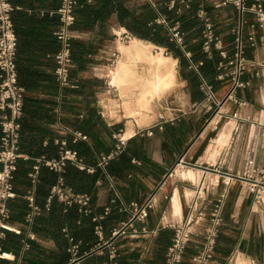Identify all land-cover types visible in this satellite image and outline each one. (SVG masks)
<instances>
[{
  "label": "crops",
  "instance_id": "crops-1",
  "mask_svg": "<svg viewBox=\"0 0 264 264\" xmlns=\"http://www.w3.org/2000/svg\"><path fill=\"white\" fill-rule=\"evenodd\" d=\"M9 1L16 34L17 81L23 89L19 146L28 157L18 162L13 178L17 197L9 204L11 220L22 229L21 240L27 241L29 248L21 247L18 253L10 248L15 259L2 264H110L104 242L121 221L129 218L131 213L125 206L131 201L140 205L152 194L154 203L146 218L136 221L134 230L115 239V261L164 264L173 234L164 223H177L186 215L188 205L194 201L193 192L205 188L216 177L221 179V173L238 176L248 161L264 167V76H256L253 69L246 71L241 79L249 85L236 91L242 104L225 102L213 118L200 89L201 79H206L221 99L229 81L216 79L219 56L216 51L211 56L202 52L200 25L193 24L188 9L204 7L215 33L230 50V30L237 19L234 7L220 5L221 0H175V10L163 25L167 29L178 27L184 46L180 49L182 55L170 50V55L163 56L168 59L165 65L148 59L149 48L156 45L151 41L140 39L150 44L146 55L140 57L131 41L120 43L116 35L126 28L114 16L103 21L80 17L72 29L70 85L63 86L55 74V54L60 49L55 36L60 0ZM132 1L154 5L157 0ZM261 2L264 6V0ZM159 18L163 17L156 13L149 24L158 23ZM255 41L254 47L246 44L245 54L257 61L264 45V28L256 30ZM112 51L119 55L109 75L111 86H107L104 65ZM162 81L166 82L163 88L158 85ZM62 127L80 132L86 139L76 138ZM150 127L153 133L147 136L144 132ZM117 132L125 139L122 151L106 165H97L114 150L116 141L112 135ZM58 139H64L86 166L94 168L87 172L71 165L78 176L85 177L80 190L90 196V217L100 216L105 207L110 208L98 222L103 227V241L98 240L93 227V234L81 241L76 254L68 251L72 242L62 231L65 228L71 236L66 224L60 226L57 244L39 217L29 225L23 223L27 206L22 196L32 190L37 205L43 206L49 189L48 175L54 176L52 183L57 177V173L41 166L40 186H36L30 183L28 173L35 159L57 157ZM180 157L183 167L176 166ZM77 177L71 180L77 183ZM244 184L243 179L236 178L226 191L224 219L209 264H233L236 254L241 257L240 264H264V200L255 207ZM223 190L220 184L209 191V201ZM209 206L208 201L198 200L194 212ZM207 224L204 221L192 235L182 264H193L191 256L203 248ZM30 233H34L33 239L28 237Z\"/></svg>",
  "mask_w": 264,
  "mask_h": 264
},
{
  "label": "built area",
  "instance_id": "built-area-1",
  "mask_svg": "<svg viewBox=\"0 0 264 264\" xmlns=\"http://www.w3.org/2000/svg\"><path fill=\"white\" fill-rule=\"evenodd\" d=\"M91 0H86L90 2ZM188 1V0H187ZM175 0H171L169 7L174 6ZM79 0H60L57 9L58 13V28L55 31L56 39L60 44V49L55 54V59L58 66L55 69V74L58 83L63 86L70 85L69 71L71 66V39L72 29L76 23L75 9L79 6ZM219 4L225 6L231 4L237 14L235 25L230 30L231 40L229 47L224 41L215 33L214 24L210 18L208 11L199 6L196 11V17L201 22V50L207 55L211 56L213 51H216L219 56L217 63L218 72L216 74L217 80L228 79L229 86L226 93L221 99L215 96L212 85L206 80L201 79L200 89L204 93L207 102V109L209 111L215 110V115L219 113L225 102H233L235 104H242L236 96V91L240 88H245L249 82L243 81L241 76L249 69L254 70L256 76H264V45H261V58L257 61L247 58L245 54V47L248 44L254 47L255 32L257 29L264 28V6L261 0H221ZM13 6L9 0H0V264L3 261H13L14 254L11 251L4 250L1 246L8 233L16 235L22 234V229L17 226L12 218V211L10 208V201L17 197L14 189L13 178L17 170V165L20 160L28 159L26 155L21 153L19 146L20 137V119L23 113V89L18 85L17 70L15 63V44L16 34L14 24L11 18ZM158 23H166L164 18L157 19ZM170 40L175 43L177 47L183 49L184 36L178 27L169 28ZM118 41L122 44H127L135 38L130 32L124 30L116 35ZM151 53L153 55L161 54L163 56L170 55V52L162 46L151 45ZM118 51H112L109 59L104 65L105 81L107 86H111L109 75L112 73L117 58ZM224 114L227 111H222ZM159 129L161 124L156 125ZM152 128H147L145 135H152ZM65 132H71L76 138L86 139L80 132H72L68 127H62ZM112 137L116 144L114 150L109 155L104 156L97 165L104 166L108 161L118 155L124 145L125 139L120 132L114 133ZM58 146V155L55 158L39 157L35 159V164L28 173L30 183L35 185L38 180V170L41 166L58 174L57 180L53 183L48 191L43 206H39L35 202L34 193L32 190H27L22 196L26 202V212L23 216V223L31 224L36 217H39L43 211L50 210L52 201H57L62 204L64 210L67 207L76 205L78 211L84 215H89L91 209L89 207L90 196L84 192H76L71 187L64 183L61 173L64 171L66 164H70L78 170H85L93 172V167H88L84 164L78 154L67 147L64 139L56 140ZM183 159L179 158L176 166H182ZM215 171L216 168H211ZM218 172V171H216ZM221 179L216 177L211 180L205 188L202 186L196 192H193L194 201L188 205V212L177 223H164L165 227L173 230L170 243L166 247L164 254V264H182L184 254L192 235L196 230L202 226L204 221L208 224L204 228L206 236L203 248L191 256L193 264H209L212 260L216 238L219 233L220 226L223 222V204L228 187L234 184L236 178L243 179L245 184L243 187L245 191L252 194L253 205L259 206L264 200V167L253 164L251 161L246 163V166L238 176H231L226 173H221ZM222 184L224 190L217 194L215 198L209 201V191ZM209 202V208L202 207L194 208L197 201ZM153 194L148 197L142 204L138 205L131 201L125 206V210L130 211V216L127 220L121 221L119 226L113 229L110 233V239L105 241L108 247V257L110 264H118L115 261L117 256V246L114 243L115 239L126 235L133 229L136 221H141L146 218L148 211L153 207ZM110 211L109 207H105L103 214L100 216L91 217L95 222L94 233L99 241H103V227L98 223L104 215ZM62 231L72 242V246L68 251L77 253L81 241H74V239L67 234L64 228ZM30 239L34 238V233L28 234ZM22 247L29 248V243L22 240ZM101 249V246H98ZM233 264H240L241 257L236 254L233 257Z\"/></svg>",
  "mask_w": 264,
  "mask_h": 264
},
{
  "label": "trees",
  "instance_id": "trees-1",
  "mask_svg": "<svg viewBox=\"0 0 264 264\" xmlns=\"http://www.w3.org/2000/svg\"><path fill=\"white\" fill-rule=\"evenodd\" d=\"M79 2V6L75 9V25L77 24L80 17H90L103 21L114 16L116 21L122 26H124L126 30L130 32L134 37L151 41L158 46H164L169 52L170 50H172L174 54L179 52V54L182 55V53L180 52V48L177 47L175 43L170 40L169 27L167 29V27L163 25L165 23L153 22L149 24V20L151 18H154L156 13L160 15V17H163L165 22L169 20L170 15L175 10V5L171 9H168V0H157L156 2H154V5L147 1L137 3L136 1L132 0H91L90 2H86V0H79ZM197 9V7L193 9L190 6V9H188V14L191 17V21L193 22V24L200 25L201 31V22L196 17L195 12L197 11ZM193 12L194 14L192 15ZM198 54H201L200 51L197 52V55ZM76 173L77 172L75 171V169L68 163L64 167V171L61 173V176L64 180V183L67 186L71 187L74 191L84 192L80 190V186L81 182L85 179V177L82 174L78 176V174ZM73 177L78 178L77 183L71 180L73 179ZM48 178L49 180L47 182L49 183L50 188V185L55 183L56 180L52 183L54 176L51 174L48 175ZM37 184L38 186H40L39 178L35 185L37 186ZM47 194L48 192L45 195V199ZM39 218L46 222V233L57 244L58 232L60 226H62L63 224H66L68 226V233L71 234L74 240L80 241L86 240L93 234V227L96 224L91 220L90 214L84 215L83 213L79 212L78 207L76 205L67 207L64 210L63 205L55 200L52 201L50 210L47 212L43 211ZM11 234L14 233H8L7 237L3 241H1V246L4 250L12 252V250L10 249L12 248L15 253H18L19 249L22 247V240L20 237L21 235H19V237L15 239H11Z\"/></svg>",
  "mask_w": 264,
  "mask_h": 264
},
{
  "label": "bare ground",
  "instance_id": "bare-ground-1",
  "mask_svg": "<svg viewBox=\"0 0 264 264\" xmlns=\"http://www.w3.org/2000/svg\"><path fill=\"white\" fill-rule=\"evenodd\" d=\"M131 45H132V47H134L135 48V51H136V54H137V56H145L146 54H145V51H146V49H148L149 47H150V44L149 43H147V42H144V41H142V40H140V39H138V38H134L132 41H131ZM122 47H124V46H122ZM125 48V47H124ZM133 51V50H132ZM130 53V52H129ZM135 54V53H134ZM148 59H152V60H156L157 61V63H158V65H163L164 63H166V61H168V59H166V58H164L161 54H158V55H156L155 57L154 56H152V54H151V52L149 53V55H148ZM165 65V64H164ZM121 67H123V66H121ZM166 82L165 81H162V82H158V85H159V87H161L162 86V88H163V86H165L166 84H165ZM154 89V88H153ZM151 90V89H150ZM155 90V89H154Z\"/></svg>",
  "mask_w": 264,
  "mask_h": 264
},
{
  "label": "rangeland",
  "instance_id": "rangeland-1",
  "mask_svg": "<svg viewBox=\"0 0 264 264\" xmlns=\"http://www.w3.org/2000/svg\"><path fill=\"white\" fill-rule=\"evenodd\" d=\"M133 40V39H132ZM149 51L151 52V48H149ZM163 56V55H162ZM211 112H212V116H211V118H213V116L215 115V110H211Z\"/></svg>",
  "mask_w": 264,
  "mask_h": 264
}]
</instances>
